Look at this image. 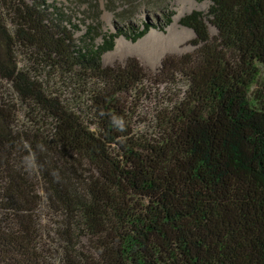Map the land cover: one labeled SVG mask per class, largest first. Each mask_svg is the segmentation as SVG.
Instances as JSON below:
<instances>
[{"label":"trees","instance_id":"obj_1","mask_svg":"<svg viewBox=\"0 0 264 264\" xmlns=\"http://www.w3.org/2000/svg\"><path fill=\"white\" fill-rule=\"evenodd\" d=\"M180 22L150 70L102 54L160 24L0 0V264H264V0Z\"/></svg>","mask_w":264,"mask_h":264},{"label":"rangeland","instance_id":"obj_2","mask_svg":"<svg viewBox=\"0 0 264 264\" xmlns=\"http://www.w3.org/2000/svg\"><path fill=\"white\" fill-rule=\"evenodd\" d=\"M60 6L78 25L74 37L80 40L88 30L92 42L100 44L102 35L115 32L119 27L142 20L162 25L163 31L151 28L144 36L131 41L119 35L111 50L102 54L103 64L122 62L135 56L143 67L155 70L167 53L190 50L193 39L191 28L181 24L180 19L191 10L206 11L209 0H46ZM169 18L166 23L164 19ZM109 32V33H108ZM213 33V31H211ZM160 89L155 92L158 93ZM144 111L152 109L145 104ZM146 115V113H143Z\"/></svg>","mask_w":264,"mask_h":264}]
</instances>
